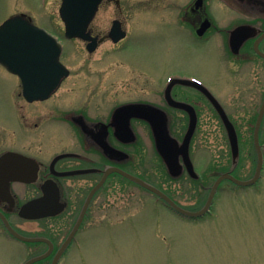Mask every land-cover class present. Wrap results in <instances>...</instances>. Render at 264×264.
<instances>
[{
	"label": "rangeland",
	"instance_id": "obj_1",
	"mask_svg": "<svg viewBox=\"0 0 264 264\" xmlns=\"http://www.w3.org/2000/svg\"><path fill=\"white\" fill-rule=\"evenodd\" d=\"M119 4L104 3L95 24L106 32L111 20L118 16L127 21L132 36L123 48V44L105 42L94 54H89L81 41L67 42L64 58L75 74L48 104L41 105L42 110L52 105L62 115L80 105L87 114L102 117L120 100L157 98L151 90L161 89L168 75L195 77L219 99L230 118L237 120L241 135L252 140L254 114L264 94V70L258 60L243 70L245 77L252 74L250 97L243 98L236 84H246L247 80L241 81L236 75L242 69L238 68L239 59L232 54L228 40L225 45L220 36L197 42L175 24L156 22L159 19L153 12L142 15L144 4L140 0H119ZM210 4L219 24L231 26L237 20L219 0H211ZM59 6L60 0H0V24L15 14L27 13L36 24L48 25V20L51 24V20L59 19ZM152 19L156 21H148ZM56 29L62 31L61 27ZM20 91L18 80L0 65V151L27 146L49 157L78 146L69 123L58 121L57 116H45L39 111L40 105H28ZM143 126V156L135 170L145 179L164 186L181 203L201 204L206 197L197 183L184 176L174 182L166 179L153 138L148 135L149 128L146 123ZM171 126L168 125V132L181 144L186 123L173 122ZM229 150L227 133L210 104L192 144L199 168L212 162L207 175L209 186L219 170L229 165ZM250 151L251 146L245 144L244 164L238 172L242 179L254 174ZM227 180H222L214 196L213 210L197 219L175 213L151 191L132 182L123 185V192L105 190L92 218L78 231L59 264H264V164L259 180L251 186H238ZM67 183L66 196L70 210L75 211L79 204L76 193L80 190L74 187V181ZM120 195L126 201L123 206L127 205L123 220L100 221L105 212L121 211ZM72 215L44 221L23 222L16 217L12 220L32 230L43 226L60 243ZM35 251L32 244L11 237L0 223V264H22Z\"/></svg>",
	"mask_w": 264,
	"mask_h": 264
},
{
	"label": "flooded vegetation",
	"instance_id": "obj_2",
	"mask_svg": "<svg viewBox=\"0 0 264 264\" xmlns=\"http://www.w3.org/2000/svg\"><path fill=\"white\" fill-rule=\"evenodd\" d=\"M140 1H142L144 4V9L141 10L142 15L144 13L149 14L153 12V14L157 15L159 19V21L154 19L148 21L154 20L156 22H168L175 24L184 32H186L191 39L197 42H208L212 38L220 36L223 44L225 45V41L227 42L228 40L232 54L236 55V57L239 59L238 68L242 69V72L239 71V73H236V75L241 81L247 80L246 84L236 81V87L238 90H240L239 96L243 98L250 97L249 93L252 88H250L249 81H251L252 74H248V76L245 77L242 73L246 65H249L251 62H256L257 60L259 66L261 65V69L264 70V0H219L226 7H229V10H231V12L236 15V23L233 21L234 24H231V26H223L219 24L220 20L216 19L210 7L211 0H155L154 3L150 2L151 0ZM106 2H108L110 5H112V3L117 6L120 5L119 0H103L101 2L95 17L92 19L89 25L88 31L92 38V40L89 42L79 38H64L63 32L65 22L61 17H59L57 20H51V24L50 20H48V25H40L41 27L47 28L50 32L56 35V37L63 43L64 50L61 59L63 63L70 69L69 75L63 79L60 87L50 97L33 101L26 99V97H24L22 94L23 84L21 78L17 74L9 72L5 68L6 71L14 75L15 79L18 80L21 90L20 95L23 100L28 103V105H40L38 106L39 111L43 112L45 116L52 118L57 116V119H59L58 121H61L67 125L70 124L71 135L74 138L73 140L77 141L76 144L78 145L74 146L72 149L63 151L60 150L49 157L44 156L41 152L37 153L32 148L27 146L24 147V149L17 150L9 148L0 151V156L9 152H20L29 157V161L18 163L15 167V172L20 169L25 173L24 175H21L25 176L23 177V180L7 179L9 177L8 173L0 170V223L13 238L16 237L9 232L3 215L22 235L46 239L33 242L23 241L25 244H32V247L37 250L29 257L30 259L47 254L49 251H51L47 257L32 264L53 263L57 251L68 239L70 233L77 224L82 214L83 208L93 189L99 186L91 196L87 210L78 230L76 231L75 236L68 244L67 248L60 256L56 264L60 263L65 252L75 240L78 231L83 229L84 224L92 218L95 212L94 208L98 206L100 196L103 192H105V190L108 192H123V185H126L127 182H132L140 186L142 189H146L135 181L130 180L129 177L122 173V171L129 172L145 179L141 175L142 173H140L138 170H135L134 168V166L140 162L141 156H143L144 144L141 142L143 139V132L141 129L144 127V123H146L149 128L148 135L150 134L149 136H152L155 151L161 158V161L164 165L166 179H169L173 182L182 176L187 179H191L199 185L200 190L204 192L206 198L201 204H197L195 206L185 205L161 184L159 185L158 183L149 180L148 181L162 189L178 204L192 211L200 210L204 206L211 191L212 185H208L207 175L210 167L212 166V162L210 165L207 162L206 166L199 168V165L192 154V144L196 139L205 112L209 111L210 104L213 111L218 115L219 118L220 115L209 100L208 96L198 85L192 83H176L169 88V83L164 82V85L162 86L163 88H153L151 90L154 96H157V98L120 100L118 103L113 104L106 111V115L102 117L92 116L90 113L87 114L86 109L82 108L80 105L78 107L74 106L76 109L63 112L62 115L54 111L55 106L52 105L45 107L43 106L44 111L42 110L41 105L45 103L48 104L51 99H53L54 96L61 91L66 82L75 74L72 66L64 58L67 50V42L81 41L84 43L85 50L89 54H94L105 42H111L115 46L123 44V48L125 41L132 36L133 30L131 27H129L127 21L124 18H120L118 16H115L111 20L109 29L106 32L97 28V25L95 24L96 18L102 6ZM138 20L139 19H137V21ZM138 25L139 24H136L134 26ZM50 27H52V29ZM55 27H61L62 31L57 32ZM117 29L121 30L122 32H126V36L119 41H115L113 35L116 34ZM89 43L92 45L91 49H89ZM246 69H248V67H246ZM196 80L202 82V84L205 85V83L199 78H196ZM168 88L170 93H168ZM177 89H180L181 91L178 92L176 91ZM242 89L246 92H244ZM170 96H172L175 101L183 102L189 107L181 108L174 105L173 102H171V99H169ZM263 100L264 94L260 100L261 103L258 112L255 113L256 115L254 114L255 122L258 119ZM43 114L42 116H44ZM193 117H196L197 119V127L194 132L191 144V159L196 170V175L192 174L188 169L182 153H179L177 156L180 147H175L172 144V140H170L168 137V134L170 135V133L168 132L167 134V132L163 129V124H166L167 128L169 125L170 128L173 122H182L186 123V130L184 132L186 133ZM233 121L239 134L240 159L238 163L234 162L230 141L227 136L228 145L230 148L229 165L224 169H220L217 174L218 176L220 173L231 171L232 174L239 177L238 172L242 168V164H244V145H249L251 146V150H254L255 124L252 130L253 134L251 133V140V137L249 138V136H247V138H245V136L241 135L237 120L234 118ZM263 124L264 118L259 131L260 142L262 144L264 143ZM171 137L175 139L174 136ZM251 155L253 161L252 165H256L253 151H250V156ZM14 165L15 164L12 166ZM110 169L115 170L109 172ZM161 174L162 171L160 172V176ZM70 180L74 181V187L77 188L78 186L80 190L76 193L79 204L75 211L70 210V202L66 196L68 192L67 181ZM227 181L234 184V182L230 179ZM82 182H85L83 188L81 186ZM221 183L219 186H221ZM7 185L9 186L6 189ZM45 196L48 198V203L46 204V202H43L40 207L41 209H47V211L50 212L48 215L38 219H28L21 215L24 205L33 200L41 199ZM123 196L124 195H120L121 211L112 210V212H105L103 214L104 216H101L103 218L100 221H103L104 219H114L117 222L123 220V215L127 214V212L124 213V208H126L127 205L123 206V203L126 202L124 201ZM156 199L160 203H163L165 206L173 210L175 213H178V211L174 210L172 206L163 198L156 195ZM59 204L62 206V210L57 212L56 210L59 208ZM37 212L41 213L39 210L32 211L31 214H38ZM70 214L73 215L71 220H69L70 223L68 224V227H66V236L60 243L57 242L53 235H50L48 232H46V229L43 226L41 229L32 230L23 228L22 224L19 223L14 224L12 220L13 217H16L21 219L23 222L30 220L44 221L49 218L52 219L60 216L68 217ZM109 214L114 216H109ZM119 215L120 217H118ZM117 218H120V220H117Z\"/></svg>",
	"mask_w": 264,
	"mask_h": 264
},
{
	"label": "water",
	"instance_id": "obj_3",
	"mask_svg": "<svg viewBox=\"0 0 264 264\" xmlns=\"http://www.w3.org/2000/svg\"><path fill=\"white\" fill-rule=\"evenodd\" d=\"M100 1L101 0H64L62 8H61V12L67 24L66 32H67L68 37H74V36L87 37V32H86L87 25L76 23L78 20L77 19L78 12L79 10L84 9V11L88 13V16H86V18L91 19ZM124 36H125V33L117 29L116 36L114 39L117 41ZM60 50H61V47L60 45L57 44L53 36H51L46 30L34 25L30 21V19H28L24 15L13 16L0 26V62L3 63L6 67H8L10 70L16 73H19L22 76L23 81L25 83V93L27 96L32 94L33 98H45L46 96L50 95V93L54 91L55 87L58 85L57 79L59 77H62L63 75L68 74V71L65 67H64L65 72L62 71L63 65L59 62ZM58 62L61 64V66L58 64ZM53 66L56 67V70L52 69ZM36 73L42 74V77L40 78V80L38 81L35 80L37 83H39L42 86V88H39V89L30 88V84L32 83L31 82L32 78L29 76L30 74L34 75ZM53 76L57 77L55 81L51 80ZM177 82L190 83V81L188 80H181V79L175 80L173 83L175 84ZM208 95H209L210 100L212 101L216 109L218 110L224 122L226 130L228 132L233 155L234 157L237 158V156L239 155V138H238L237 130L234 124L232 123V121L230 120L229 116L227 115L225 109L218 102V100L210 92L208 93ZM176 105H178L179 107L187 108V105H185L184 103L177 102ZM263 115H264V103L262 105L259 118L256 124V130H255V141H256V147H257L258 154H259V161H258V166H257L255 176L250 180H240L234 177L230 173H225L224 175L220 176L215 182L213 189L209 195V199L201 211H198V212L187 211L183 209L182 207H180L179 205H177L171 198H169V196H167L164 192H162L160 189L156 188L155 186L149 184L148 182L136 176H133L130 173H126V172H123V173L126 176L130 177L131 179L139 182L145 187L151 189L152 191L166 198L177 210L184 212L186 214L192 215V216L202 215L209 209L212 203V200L214 198V195L217 191V188L223 179L230 178L234 180L236 183L241 184V185L253 184L259 179L261 175L262 167H263V161H264L263 149L259 142V128H260ZM195 127H196V118H194L192 123L190 124V127L184 137L183 142L179 144L175 139H173L168 134L167 125L163 124V129L167 132L169 139L172 140V144L175 147H178V146L180 147L177 153V156L179 155V153H182L184 157V161L189 165L190 169H193L191 158H190V144H191V140H192ZM12 156H15V155L3 156L0 160V164L12 158ZM111 171L113 170L110 169L109 172ZM97 188L93 189V191L91 192L83 208L82 214L77 224L75 225L74 229L70 233V236L68 237V239L61 246V248L57 251L52 264L57 263L60 256L63 254V252L67 248L68 244L71 242V240L75 236L76 231L78 230L81 224V221L84 217V214L87 210L88 203L91 199V196L96 191ZM43 200H47V198H43ZM47 203L48 201L46 202V204ZM30 207L31 206L24 207L23 212H22L23 215L29 218L40 217V216L28 214V208ZM38 208L41 209L40 206ZM48 213L49 212H46L44 215ZM4 220L10 232H12L14 235L19 237L20 239L27 240V241L35 240L34 238L25 237L21 235L12 227V225L9 223V221L5 217H4ZM39 240H46V239L39 238ZM50 252L51 251H49L47 254H43L38 257L32 258L29 261H27L25 264H31L37 260L45 258L50 254Z\"/></svg>",
	"mask_w": 264,
	"mask_h": 264
}]
</instances>
